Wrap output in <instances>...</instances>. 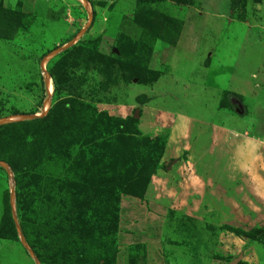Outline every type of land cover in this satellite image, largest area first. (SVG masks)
Here are the masks:
<instances>
[{
    "label": "rangeland",
    "instance_id": "374dc122",
    "mask_svg": "<svg viewBox=\"0 0 264 264\" xmlns=\"http://www.w3.org/2000/svg\"><path fill=\"white\" fill-rule=\"evenodd\" d=\"M263 14L0 0V264H264Z\"/></svg>",
    "mask_w": 264,
    "mask_h": 264
},
{
    "label": "trees",
    "instance_id": "16d2710c",
    "mask_svg": "<svg viewBox=\"0 0 264 264\" xmlns=\"http://www.w3.org/2000/svg\"><path fill=\"white\" fill-rule=\"evenodd\" d=\"M0 25L2 26V25H5V24L2 21H0ZM1 30H3L2 32L4 33V32H6L7 29L3 28ZM167 167H168L167 165H164V166H162L161 170L165 171L167 169ZM148 176H149V172H145L143 176L139 175L138 177L141 179V178H147ZM111 183H116V181H111Z\"/></svg>",
    "mask_w": 264,
    "mask_h": 264
},
{
    "label": "crops",
    "instance_id": "0c3cea01",
    "mask_svg": "<svg viewBox=\"0 0 264 264\" xmlns=\"http://www.w3.org/2000/svg\"><path fill=\"white\" fill-rule=\"evenodd\" d=\"M263 13V12H262ZM261 16H264V14L263 15H261Z\"/></svg>",
    "mask_w": 264,
    "mask_h": 264
},
{
    "label": "bare ground",
    "instance_id": "6f19581e",
    "mask_svg": "<svg viewBox=\"0 0 264 264\" xmlns=\"http://www.w3.org/2000/svg\"><path fill=\"white\" fill-rule=\"evenodd\" d=\"M47 80H48V79H47ZM47 80H46V81H47Z\"/></svg>",
    "mask_w": 264,
    "mask_h": 264
},
{
    "label": "water",
    "instance_id": "95a60500",
    "mask_svg": "<svg viewBox=\"0 0 264 264\" xmlns=\"http://www.w3.org/2000/svg\"><path fill=\"white\" fill-rule=\"evenodd\" d=\"M231 264H233V263H231Z\"/></svg>",
    "mask_w": 264,
    "mask_h": 264
}]
</instances>
